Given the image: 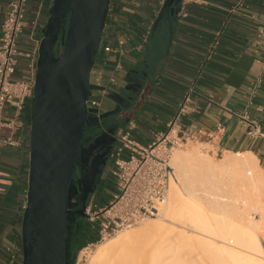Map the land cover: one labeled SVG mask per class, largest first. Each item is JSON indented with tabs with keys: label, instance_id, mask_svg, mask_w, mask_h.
Wrapping results in <instances>:
<instances>
[{
	"label": "crops",
	"instance_id": "obj_1",
	"mask_svg": "<svg viewBox=\"0 0 264 264\" xmlns=\"http://www.w3.org/2000/svg\"><path fill=\"white\" fill-rule=\"evenodd\" d=\"M13 0H0L2 23ZM166 0H111L107 23L116 39L125 40L122 68L99 59L92 69L91 89L100 92V113L112 112L131 72L144 71L146 82L132 102L130 121L143 144L165 131L193 88L187 112L177 126L186 134L213 137L224 154H252L264 170V0H200L181 6L173 19L160 21ZM54 0H26L25 25L19 36L22 52H33L42 40ZM148 33L146 40L143 35ZM30 70L19 59L14 78ZM109 70L121 76L105 75ZM114 77V82H108ZM119 81V82H117ZM117 83L116 86L112 85ZM8 106L5 114L11 115ZM14 134L18 146L0 148V264H22V219L30 171L31 104ZM127 125H121L120 128ZM199 133V134H200ZM11 131L3 128L0 136ZM224 156V155H223Z\"/></svg>",
	"mask_w": 264,
	"mask_h": 264
},
{
	"label": "water",
	"instance_id": "obj_2",
	"mask_svg": "<svg viewBox=\"0 0 264 264\" xmlns=\"http://www.w3.org/2000/svg\"><path fill=\"white\" fill-rule=\"evenodd\" d=\"M182 0H166L160 17L173 19ZM111 0H54L39 46L31 105L30 171L22 219V264H69V199L90 113V74ZM110 113L101 114V118ZM73 217L70 222H74Z\"/></svg>",
	"mask_w": 264,
	"mask_h": 264
},
{
	"label": "built area",
	"instance_id": "obj_3",
	"mask_svg": "<svg viewBox=\"0 0 264 264\" xmlns=\"http://www.w3.org/2000/svg\"><path fill=\"white\" fill-rule=\"evenodd\" d=\"M198 2L200 0H182L181 6ZM25 5L26 0H13L2 23L0 131L7 128L11 134L0 136V148L19 145V140L14 137V134L23 126V112L28 103L32 105L35 91L40 41L31 53L22 52L18 45L19 36L25 25ZM107 19L97 56L98 60L114 63L118 70L122 68L120 59L127 54L129 48L125 40L115 38ZM147 37L148 33H145L143 40ZM22 56L29 59L30 70L23 78H14ZM114 81V77L108 79V82ZM100 92L102 94L107 92V87L102 88ZM192 92L193 88H190L184 100L179 104L175 118L168 123L167 129L155 134L149 143L143 144L137 140L133 121L129 120L125 127L117 131V144L108 166L109 174L116 182V191L103 204L100 203V193L90 192L87 201L81 207L85 213L81 229H86L82 239L85 240L84 244L87 247L96 245L120 229L131 227L145 218L160 214L167 202L170 181H178L176 169L170 164L174 148L186 144L190 139H197L201 135L200 132V134H186L177 126L180 117L188 110L186 105L191 101ZM99 93L91 89L88 95L87 108L97 110V113H90V117L100 113ZM8 106L13 109L11 115L5 114ZM106 175L104 174L102 178H106ZM74 223L75 221L70 222V225Z\"/></svg>",
	"mask_w": 264,
	"mask_h": 264
},
{
	"label": "bare ground",
	"instance_id": "obj_4",
	"mask_svg": "<svg viewBox=\"0 0 264 264\" xmlns=\"http://www.w3.org/2000/svg\"><path fill=\"white\" fill-rule=\"evenodd\" d=\"M171 155L170 161L172 159L181 171L185 183L179 188L176 180L170 181L167 203L157 218L165 216V220L173 224L179 221L181 228H169L158 219L148 217L146 219L151 222L142 224L137 232L119 230L98 242L90 264H264L259 240L264 235V170L257 158L252 154H235L237 158L233 159L232 154L227 153L224 160L216 163L197 150ZM220 172L229 174L228 179L231 177L229 180L233 182L231 187L224 183L227 180L220 179ZM198 184H203L200 186L203 191L192 190ZM231 190L242 193L243 200L231 198L234 197ZM239 202L242 203L240 207ZM242 207L244 210L251 207L261 213L262 221L244 220V227L237 222L241 228L218 221L217 217L226 214L245 215ZM187 225L193 228L192 234L186 231ZM139 235L144 236L140 237L141 242L157 239L163 245L161 253L140 257L133 250L128 251ZM185 250L196 252L190 261L187 259L189 251L185 253Z\"/></svg>",
	"mask_w": 264,
	"mask_h": 264
},
{
	"label": "rangeland",
	"instance_id": "obj_5",
	"mask_svg": "<svg viewBox=\"0 0 264 264\" xmlns=\"http://www.w3.org/2000/svg\"><path fill=\"white\" fill-rule=\"evenodd\" d=\"M97 60H98V56H97ZM109 71L110 72H108V73L106 72L105 75L115 76L117 79H119V77L121 76L120 71H114V70H109ZM90 76H91V80L94 81L95 79H94L93 75L90 74ZM117 82H119V81H117ZM116 84L117 83H113L112 85L116 86ZM100 101H102V98H100ZM113 132L114 131L107 130V129H103V130H99V131H92L89 133L87 132L86 135H88V137L90 139L86 143L84 141L82 143L79 165H78V168L76 170V174L74 176V179L80 177V179L82 181H84L86 184L95 186L94 190L96 192L100 193V196H101L100 197V203L101 204L105 203L111 197L113 192L116 191V182H115L114 178L111 177L109 174V167H106V169H104V173L107 174L106 178L101 179L100 175H101L102 170H101V165L99 162L101 160V156L106 155V153L108 154V151L111 149V147L114 144V133ZM213 139H214L213 137H209L207 135H200L199 138H197V139H190L186 144L175 147L173 152L184 153V152L197 150V151H199V154L200 153L203 155L205 154V156L210 157L216 163H220L222 160H224L226 158V154H224V152L222 153L221 151L217 150V148L215 147V141ZM228 155L231 156V154H228ZM231 157L233 159L237 158L235 155H232ZM172 162L173 161L171 159V161H170L171 165L173 164ZM172 166L176 169L177 176H178V181H177V184H175V185H177L179 188H182L184 186V183H185L183 180V177H182L183 175L181 174V171L178 169L177 166H174V164ZM220 173L221 174L217 173L218 176L220 177V179L224 180V181L227 180L226 182H224V181L223 182L226 183L227 186L231 187L233 182L230 181L231 177L229 178L230 180L228 179L229 174L227 172H224V173L220 172ZM73 182H74V180H73ZM201 185H203V184H198V186L197 187L195 186L196 188H193L192 190L203 191V188L200 187ZM229 190L230 189H228V191ZM232 191H233L234 197H231V198H236V199H239L240 201L243 200L244 196L242 197V195H243L242 193H240L236 190H231V192ZM203 193L201 192V194H203ZM229 194L230 193H228L226 195L228 196ZM230 196H232V195H230ZM238 204H239V207L242 206L241 202H239ZM237 207H238V205H237ZM242 209L244 210L243 207H242ZM245 210L241 211L243 213H246L245 215L240 214L242 216V218H244L243 221H242L241 216L237 217V215H236V217H235L236 213H234V216L231 215L232 217L228 214L217 217L218 221L222 222L224 224L226 223V225H233V226L234 225L237 226L238 225L237 222L241 223L243 225L244 220H247V222L249 220L252 222H261L262 221L261 220V216H262L261 213L257 212L256 210H254L251 207L249 208V210L247 208V210H246L247 212H245ZM231 213H233V212H230L229 214H231ZM157 217H158V215L152 216L150 218L158 219L162 224L165 223L164 225L168 226L169 228H173V229L181 228L180 225H182V223H180L179 221H175V224H173L170 221H166L165 216L163 217L160 215L159 218H157ZM149 220H147L145 218L141 222H139V223H137L131 227H128L127 229H124V230L120 229L121 230L120 232H137L140 229V227L142 226V224H145L146 222H151ZM79 222H81V225H82L83 219H80ZM245 223H246V221H245ZM88 224L90 226L92 225L91 223H88ZM240 225H238V226L240 227ZM242 225H241V227L246 226L245 224L243 226ZM186 231L189 232V234H192L193 228L190 225H187ZM70 237H72V233H71ZM140 237L144 238L143 235L137 236L136 241L137 240L139 241V242L137 241L138 244H136V241H135L134 246L128 248V251L133 250L135 255L137 253L140 257H144V256L147 257L149 255H155V254L161 253V248L163 245H160L158 243L157 239H153V240L147 241V242H141L142 239ZM259 240L261 243V249H262L263 254H264V235L263 234L259 237ZM218 243H220V242L218 241ZM188 251H189V253H188ZM70 252L71 253H70L69 264H90L93 256L96 254L95 252H97V245L87 247L84 244L82 246V245H80V241H79V245L74 244L71 247ZM185 253H188L187 254L188 261H190L196 254V252L193 253L190 250H185ZM263 257H264V255H263ZM22 263H23V260H22ZM187 264H189V263L187 262Z\"/></svg>",
	"mask_w": 264,
	"mask_h": 264
},
{
	"label": "flooded vegetation",
	"instance_id": "obj_6",
	"mask_svg": "<svg viewBox=\"0 0 264 264\" xmlns=\"http://www.w3.org/2000/svg\"><path fill=\"white\" fill-rule=\"evenodd\" d=\"M147 75L144 71H135L131 72L129 75L128 82L125 85V88L122 90V96L119 97L120 101H118L113 108L111 109L112 113H110L108 116L101 118V114L91 116L92 119L87 122L85 134L83 137V141L86 143L90 138L88 137L87 132L92 131H99L103 129L114 131V144L111 147V149L108 151V154L102 155L100 165H101V179L103 177L104 169L109 166L111 161V155L116 147L117 141H116V133L120 129L121 125L126 124L130 119V114L132 112V102H134L137 98V96L140 95V92L144 88V84L146 82ZM82 141V143H83ZM76 174V173H75ZM75 176V175H74ZM94 185L86 184L84 181L80 179V177L75 178L73 182V186L71 189V197L69 199V207L71 210H79L81 209L83 203L87 201L88 195L90 192L95 191ZM76 205V206H75ZM75 217V223L74 225H70V220ZM84 217H79L76 214H70L68 216V225L69 230L73 233L76 231V228H78V222L80 219H83ZM73 226V227H72ZM82 229L80 230V232Z\"/></svg>",
	"mask_w": 264,
	"mask_h": 264
},
{
	"label": "trees",
	"instance_id": "obj_7",
	"mask_svg": "<svg viewBox=\"0 0 264 264\" xmlns=\"http://www.w3.org/2000/svg\"><path fill=\"white\" fill-rule=\"evenodd\" d=\"M81 222H78V228H76V231L73 233L72 237H70L69 239H67V252L69 253V259H70V250H71V247L74 245V244H78L79 245V241H80V245H84V242L85 240H83V236L86 232V229H82V231L80 232L81 230ZM80 234V235H79ZM79 235V236H78ZM78 236V237H77Z\"/></svg>",
	"mask_w": 264,
	"mask_h": 264
}]
</instances>
